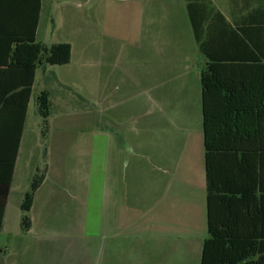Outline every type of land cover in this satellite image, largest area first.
<instances>
[{
  "label": "crops",
  "instance_id": "1",
  "mask_svg": "<svg viewBox=\"0 0 264 264\" xmlns=\"http://www.w3.org/2000/svg\"><path fill=\"white\" fill-rule=\"evenodd\" d=\"M84 4L91 5L92 18L90 20L89 17L77 15L78 39L87 43V50H84L79 56L81 59L91 61L92 106L94 108V127L97 132L95 135H106L108 162L96 170L102 173V179H100V175L97 176V179L96 176H92L90 182H86L84 185V188L87 189L84 193L73 192L68 183H60L57 180L50 182L47 179L49 171L48 168L46 169L45 179L36 190L29 211L31 227L28 232L34 231L38 235L36 238L40 243L38 246L50 247L51 250L55 249L58 253L52 257L47 254L41 255L37 262L49 264L53 259L54 264H77V262L79 264V261L82 264H165L164 261L156 257L157 249H152L155 256L153 252L149 256L150 259L145 250V247L149 248V242H153L152 238H147L151 232L148 229L151 228L152 231L159 233L155 224L152 226L147 223L148 199L151 196L153 200H157L158 183L161 184V181L165 180L164 185L167 191L162 190L164 192L162 195L165 197L171 196V190H182L184 185L192 186L193 191L190 193L193 192L194 195L193 203L189 201V196L186 198L187 202L182 201L181 197H177V201L172 203L170 208L172 209V205H174L177 217L181 216L180 212L183 217H186L187 214L188 218L193 214H199V219L203 217L204 220L205 217L206 227L200 81L202 69L190 71L191 68L186 66L182 70L178 45L185 39L189 41V44L190 41L193 42L204 58V65L207 62L206 55L230 59L242 58L244 53H248V48L236 35L235 30L252 25L251 19L264 18V0H128L127 5L118 7L116 11L112 6L105 4L102 14L97 13L98 8L96 9L97 4L94 0H83L79 2V7ZM189 11L200 26L199 41L195 38ZM134 12L137 13L138 20L136 28L132 25ZM39 25L40 16L36 40ZM85 27L90 30H85ZM59 42L62 41L52 44ZM111 44L115 45L114 51H111L108 46ZM127 44L134 45L135 54L133 57L126 50L129 48H126ZM72 58L73 48L70 61ZM127 59L128 64L125 65L124 60ZM134 59L139 60L138 64L136 63L137 69L135 63H132ZM52 66L45 62L39 65L33 88L38 69H41L43 76H46ZM198 77L200 90L197 85ZM54 80L59 87L66 86V82L61 76L56 75ZM42 90L47 89L40 86L37 95ZM117 110L120 111V114ZM200 121L201 130L196 133L200 127ZM192 124H195V132L192 130ZM154 125L159 127L157 130L167 131L173 137L166 139V143L158 142L157 136L149 134V127L152 129ZM180 131H185L182 136L178 135ZM22 137L3 212L0 233L5 227V214ZM153 137L154 145L149 143ZM177 141H179V145L175 151ZM150 145L151 147L155 146L151 154L148 152ZM116 146L119 151L121 146L126 151L124 158L120 157L121 153L119 152L120 160L117 165L112 162L110 152H113ZM100 168L102 169L100 170ZM127 168L128 171L134 173L130 178L121 174ZM194 174L196 178L198 177L196 182H194ZM32 177L33 175L30 174L29 186ZM48 184H52V189L55 184H60V190L66 191L68 196L77 198L78 201V207L74 210L75 215L69 217L70 220L62 224L66 227L59 230L49 225L45 220L47 213L44 209L47 197L44 196L43 207L42 204L37 203L38 193L43 186ZM26 191L22 193V198ZM93 199L98 210L100 199L103 202L100 210L103 212L104 224L98 234L92 232L90 235L87 230L89 227H84L81 220L76 222L74 219L79 214L81 215L83 208L89 205ZM81 206L83 208L79 210ZM33 211L34 218L31 217ZM189 224L190 222H185V227ZM202 224V221L198 225L196 222L194 229L196 227L197 230L199 229V234L204 240L207 230L205 235ZM18 226L21 228L20 220ZM185 227L183 228L186 229ZM89 246H92L91 249ZM22 247L26 248L25 251L30 249L29 245H19L20 252L23 251ZM7 249V247H1L0 253L6 255ZM73 250L80 251V255L73 254ZM65 251H69V257L65 258ZM4 263L3 261L1 264Z\"/></svg>",
  "mask_w": 264,
  "mask_h": 264
},
{
  "label": "trees",
  "instance_id": "2",
  "mask_svg": "<svg viewBox=\"0 0 264 264\" xmlns=\"http://www.w3.org/2000/svg\"><path fill=\"white\" fill-rule=\"evenodd\" d=\"M40 12L41 0H0V231L36 70L71 59L70 43L36 40ZM190 19L199 41L200 26ZM251 21L235 30L248 53L206 55L200 74L207 235L199 264H264V18ZM36 104L46 137L48 90ZM46 169L36 170L20 203L23 231Z\"/></svg>",
  "mask_w": 264,
  "mask_h": 264
},
{
  "label": "rangeland",
  "instance_id": "3",
  "mask_svg": "<svg viewBox=\"0 0 264 264\" xmlns=\"http://www.w3.org/2000/svg\"><path fill=\"white\" fill-rule=\"evenodd\" d=\"M81 1L83 0H42L37 40L46 46L56 41L70 43L73 48V58L68 64L53 65L46 76H43L41 69L37 71L11 194L5 214V227L0 233V248H8L6 255L0 253V264L3 261L5 262L4 264H39L37 261L41 255L47 254L52 257L58 253L57 250H51L50 247L46 248L44 246V248L43 246H38L40 244L36 239L38 235L34 231H23L18 226L19 220H21L20 215H22L19 203L22 198V193L29 190L30 174L34 175L37 168L42 171L47 166L49 171L47 179L50 182L57 180L60 183H68L71 186L70 190L73 192L84 193L87 190L84 188V185L86 182H90L92 176H96L97 179V176L100 175V179H102V173L96 170L108 162V140L105 137L106 135H95L97 132L94 127V108L92 106L91 61L85 60L84 58L81 59L79 56L84 50H87V43L78 39L77 15L89 17L90 20L92 18L91 5L84 4L79 7V2ZM94 1L97 4V13L100 12L101 14L104 13L105 4L112 6L115 11L118 7L128 4V0ZM134 4L135 1L133 2ZM136 20L137 13L134 12L132 15V25L135 28L138 24V20ZM85 30L90 29L85 27ZM88 32L91 33V31ZM134 45H126V48L129 47L126 50L132 57L135 54L133 49ZM108 46H110L111 51H114V44ZM178 46L182 70L188 66L191 68L190 71H197L205 66L204 58H202L193 42L190 41L189 44V41L185 39ZM138 62V59L132 60V63H135L136 69L138 68L136 65ZM124 63L127 65L128 59L124 60ZM56 75L63 78L66 82L65 87H59L57 85L54 80ZM197 85L200 90L199 77ZM40 86L45 87L49 91L51 102L50 116L48 118V133L45 138L41 134L42 119L37 113L36 104V96ZM117 112L120 114L119 110ZM192 126V130L194 131L195 124H192ZM157 128L159 127L155 125L152 129L149 127V134L157 136L158 142L166 143V139L173 137L167 131L157 130ZM199 130H201V121L196 133H199ZM183 132L185 131L178 132V135L182 136ZM149 143L155 144L154 137ZM178 145L179 141H177V146L175 145V151L178 149ZM154 148L155 146L151 147L150 145L148 152L151 154ZM110 152L112 154V162L115 165L120 160L118 157L119 152L121 153L120 157L124 158L126 156V151L122 146L120 147V151L118 146H116L113 152ZM146 156L148 157L149 155L147 154ZM121 174L127 175L130 178L134 173L133 171H128L127 168ZM197 179L198 177L196 178L194 174V182ZM164 182L165 180L157 185L159 187L157 200H153L151 196L148 199L147 223L152 226L155 224L159 233L152 231L151 228L148 229L151 232L147 235V238H152L153 242H149V248L145 247L146 254L148 257L151 256L154 252L152 249L155 248V250L157 249L156 257L164 261L165 264H199L203 237L199 234V229L197 230V227L194 229V227L196 226V222L198 225L202 221V230L206 235L205 217L204 220L202 219L203 217L199 219V214H193L189 218L187 214L186 217H183L181 212V216L177 217L178 215L174 212V205H172V209L170 208L171 204L177 201V197H181L182 201L187 202L186 198L189 196V201L192 202L194 198L193 192L190 193L193 191L192 186L189 185L186 187L184 185L182 186V190H171V196L169 197L167 195L165 197V195H162L164 193L162 191L163 189L167 191ZM60 189V184H55L53 189L52 184H48L43 186L37 195V203L42 204V207L44 204V196L47 197L44 209L47 213L45 220L52 227L58 228V230L66 227L62 226V224L67 223L70 220L68 218L75 215L76 212L74 210L78 207L77 198L68 196L66 191L63 192ZM185 195L187 196L184 197ZM102 203L100 199L98 210L95 200H91V203L85 208L82 206L79 207V210L83 208V211L81 215L79 214V218L74 219L76 222L81 220L84 227L88 226L89 228L87 230L90 235H92V232L98 234L102 230V224H104L103 212L100 210ZM84 214L85 216H83ZM31 217L34 218V211L31 213ZM185 222H190V224L185 227ZM16 224L17 226L15 227ZM93 236L96 237V235ZM164 238L165 241H163ZM152 244L155 246L153 247ZM19 245H29L30 249L25 251L26 248L22 247L23 251L20 252L18 249ZM89 247L91 249L92 246ZM65 253V258L69 257V251H65ZM74 253L78 255L80 251L73 250ZM49 264H54L53 259H51ZM79 264H82V262L79 261Z\"/></svg>",
  "mask_w": 264,
  "mask_h": 264
}]
</instances>
